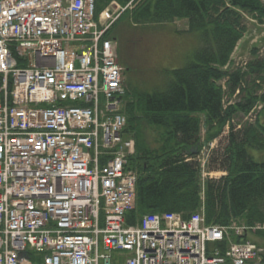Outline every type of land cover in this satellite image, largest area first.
Masks as SVG:
<instances>
[{"label":"built area","instance_id":"1","mask_svg":"<svg viewBox=\"0 0 264 264\" xmlns=\"http://www.w3.org/2000/svg\"><path fill=\"white\" fill-rule=\"evenodd\" d=\"M130 6L97 19L96 0H0V264H264L262 247L234 240L264 225L203 211L127 224L135 144L106 34Z\"/></svg>","mask_w":264,"mask_h":264},{"label":"trees","instance_id":"2","mask_svg":"<svg viewBox=\"0 0 264 264\" xmlns=\"http://www.w3.org/2000/svg\"><path fill=\"white\" fill-rule=\"evenodd\" d=\"M113 0H96L97 15ZM125 6L132 0H115ZM242 11L264 19L262 0H141L133 9V25H166L176 19L189 23V33L200 35L201 47L194 61L184 68L168 71L169 83L164 90L139 92L129 85L136 99L127 105V132H134L136 155L131 160L138 171L137 206L127 215V224H135L146 214L179 213L185 219L201 209L200 165L194 150L200 142L201 123L197 116L205 114L207 138L216 135L214 123L222 128L228 119L248 111L256 101V87H249L246 97L225 115L222 91L215 84L223 76L214 66H225L244 33L247 22ZM126 13L107 33V37L124 36L119 28ZM123 45L120 60L127 64ZM250 72L261 79L264 59L250 63ZM238 71L230 78L234 92ZM257 77V76H255ZM264 81V78L261 79ZM264 101V96L262 97ZM143 124L164 133L158 149L149 147ZM254 151L259 156L251 154ZM220 160V161H219ZM211 167L227 169L228 176L219 182H207L205 215L208 223L227 225L242 218L248 225L264 223V116L256 126L233 134L221 158L211 159ZM34 260L40 259L34 257Z\"/></svg>","mask_w":264,"mask_h":264},{"label":"rangeland","instance_id":"3","mask_svg":"<svg viewBox=\"0 0 264 264\" xmlns=\"http://www.w3.org/2000/svg\"><path fill=\"white\" fill-rule=\"evenodd\" d=\"M130 3V2H129ZM127 3L126 6L130 4ZM264 4V0H262ZM139 4L136 0L127 10L128 16L121 21L119 28L125 34L118 35L120 45H123L126 56L128 57L126 66L129 71L125 75L127 86L126 104L135 101L136 97L130 94L131 88L137 89L139 92L155 90H164L169 83L168 71L184 68L188 63L194 61L195 52L201 47L200 35L188 32L189 23L185 19H176L174 23L166 25H133L129 17L133 9ZM123 6V5H122ZM125 13V14H126ZM124 14V15H125ZM242 15L247 22L248 32L244 34L238 42V47L235 53L231 56L230 61L225 66H214L223 73L220 81L215 84L223 91V108L230 109L233 106L239 105L244 100L249 87L254 91L252 86L256 87L254 97L256 101L248 111L240 113L234 118L232 125L225 124L219 128L214 123L215 137L212 140L207 138V125L205 114H198L201 123V137L199 146V156L212 157L211 159L218 160L221 155L226 152L232 135L238 132L245 131L246 128L256 126L263 120L264 116V74L261 79L253 76L250 72L249 65L257 59H264V19L260 20L258 15H252L242 11ZM241 73L237 88L239 91L230 93L228 90V82L231 76L236 72ZM226 110L223 109L225 115ZM228 119L227 121H230ZM226 121V122H227ZM144 136L149 144V147L158 149L162 145L164 133L161 129H156L143 124ZM223 149V150H222ZM254 156H259L258 153L251 151ZM220 161V160H219ZM205 181L219 182L228 176L227 169H216L212 167L206 169ZM243 222L242 218H239ZM245 224V223H244ZM256 235L260 245L264 249V234ZM262 237V238H261Z\"/></svg>","mask_w":264,"mask_h":264},{"label":"water","instance_id":"4","mask_svg":"<svg viewBox=\"0 0 264 264\" xmlns=\"http://www.w3.org/2000/svg\"><path fill=\"white\" fill-rule=\"evenodd\" d=\"M22 257H23V258H25V257H26V254H25V253H23V254H22Z\"/></svg>","mask_w":264,"mask_h":264}]
</instances>
